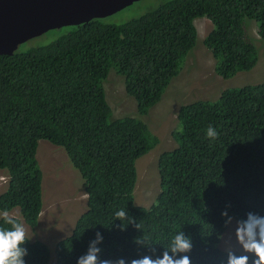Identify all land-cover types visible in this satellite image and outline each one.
I'll use <instances>...</instances> for the list:
<instances>
[{"label": "trees", "instance_id": "trees-1", "mask_svg": "<svg viewBox=\"0 0 264 264\" xmlns=\"http://www.w3.org/2000/svg\"><path fill=\"white\" fill-rule=\"evenodd\" d=\"M200 17L212 23L203 43L215 72L230 78L249 71L257 49L245 19L258 23L264 39V0H166L122 24L93 18L46 45L0 55V169L8 175L0 212L38 226L41 139L64 150L87 193L68 236L24 242L25 264H76L97 231L101 259L154 257L179 230L192 240L191 264H224L220 245L229 220L249 210L264 215V82L182 105L179 147L156 161L160 191L149 207L134 201L135 161L158 143L135 115L147 114L179 73ZM111 69L124 77L137 114L112 118L103 86ZM210 126L214 138L206 135ZM119 209L124 218L115 217ZM0 226L10 227L2 217Z\"/></svg>", "mask_w": 264, "mask_h": 264}, {"label": "rangeland", "instance_id": "rangeland-1", "mask_svg": "<svg viewBox=\"0 0 264 264\" xmlns=\"http://www.w3.org/2000/svg\"><path fill=\"white\" fill-rule=\"evenodd\" d=\"M164 1L166 0H138L102 18L101 21L106 24H122L143 15ZM194 23L198 32L194 47L186 55L179 73L170 80L160 100L148 110L147 114L142 116L153 133L158 132L156 134L158 143L155 148L136 161V185L133 194L137 205L149 207L156 198L159 191L156 158L160 152L158 145L163 126L175 120L181 104L191 99L214 100L218 98L221 90L264 82V39L260 38L259 26L254 19H245L244 29L248 39L257 49V60L249 71H239L227 79L213 73L215 60L203 43V39L212 29L211 22L201 17L195 19ZM73 29L75 27L66 26L47 31L24 42L18 49L23 51L46 45ZM103 86L113 118L137 114L134 98L126 93L124 79L121 75L116 74L113 69L109 70ZM135 116L142 119L141 116ZM157 121L160 122L159 128L158 124L156 125ZM179 130L180 124L176 131ZM36 157L42 168V207H46L47 210L42 212L36 228L23 223L26 237L31 240L39 236L63 238L71 233L76 219L85 210L86 194L83 179L72 167L64 150L47 140H39ZM7 181L6 171L0 170V193L6 189ZM11 213L17 215V209L15 208ZM222 241L224 245L245 251L235 233L225 234Z\"/></svg>", "mask_w": 264, "mask_h": 264}, {"label": "clouds", "instance_id": "clouds-1", "mask_svg": "<svg viewBox=\"0 0 264 264\" xmlns=\"http://www.w3.org/2000/svg\"><path fill=\"white\" fill-rule=\"evenodd\" d=\"M202 18H205V17H202ZM207 20L210 21L209 19ZM197 38H198V35H197ZM214 64L215 62L213 63V73L218 75L214 70ZM236 73L237 72H235V74ZM224 79H227V78H224ZM124 88H125V83H124ZM193 101H196V100L191 99L188 102L181 104L178 107L177 113L175 115V120L170 121L169 125L163 126V132L168 137L162 132L161 140L158 145L160 149V152L158 153V155L162 153L163 151L170 150L173 148L177 149L179 147L178 138H179V134L182 131V126H181V123L178 122L177 114H178L179 108L182 105L191 103ZM128 115H133V114H128ZM140 116L143 119L142 116L144 115H140ZM116 118H119V117H116ZM143 121L145 122L144 119ZM157 124L159 128L160 122L157 121L156 125ZM179 124H180V130L176 131L179 128ZM147 126L151 130L148 124ZM157 133L158 132H156V134ZM153 134L156 135L155 133ZM206 135L208 137L214 138L218 135V133L213 127L210 126L208 127L206 131ZM157 158H156V161H157ZM136 161H135V164H136ZM0 170H3V169H0ZM157 171H158V178H159L158 189L160 191V184H159L160 177H159L158 167H157ZM7 184H8V181H7ZM85 194H86V204H87L86 191H85ZM86 204H85V209H86ZM114 215L116 218L120 219L126 216V212L124 209H119L115 212ZM0 217H2L5 225H10V227L0 226V264H25L24 256L27 254V249L23 245H24V242L27 239H29V237H26V229L23 224L24 222H21L16 217L9 215L7 211L0 212ZM242 217H239L236 219L232 218L229 220L228 231H225V233L222 235V238L225 234L235 233L238 241L241 243L242 249H244L245 251H242L238 249L237 247L224 245L223 241L221 240V245H220L221 249H224L227 252V254L229 253L228 256L226 254L224 257V264H249L250 258H251L252 264H264V215H261L257 211L249 210L245 213V218L243 219ZM56 239L57 241H59L62 238H56ZM102 240H103V236L101 235L99 231H97L95 233V239L90 240L88 242L87 250L82 255L76 258V264H191V259H190V256L188 255V252L192 249L193 244H192L191 238L188 235H186L183 230H179L173 236H171L168 246L166 248H163L162 251L158 255H155L153 257L152 255L145 254L142 256H138L136 258L129 259L127 261L123 257H119L115 261L110 260V259H101L99 256L100 248L98 246V242ZM235 252L239 253L240 255L235 254Z\"/></svg>", "mask_w": 264, "mask_h": 264}, {"label": "water", "instance_id": "water-1", "mask_svg": "<svg viewBox=\"0 0 264 264\" xmlns=\"http://www.w3.org/2000/svg\"><path fill=\"white\" fill-rule=\"evenodd\" d=\"M138 0H0V55L43 33L104 18Z\"/></svg>", "mask_w": 264, "mask_h": 264}, {"label": "crops", "instance_id": "crops-1", "mask_svg": "<svg viewBox=\"0 0 264 264\" xmlns=\"http://www.w3.org/2000/svg\"><path fill=\"white\" fill-rule=\"evenodd\" d=\"M46 210H47L46 207L42 208V211H41V213H40V217H39V221H40V218H41L42 212H43V211H46Z\"/></svg>", "mask_w": 264, "mask_h": 264}, {"label": "flooded vegetation", "instance_id": "flooded-vegetation-1", "mask_svg": "<svg viewBox=\"0 0 264 264\" xmlns=\"http://www.w3.org/2000/svg\"><path fill=\"white\" fill-rule=\"evenodd\" d=\"M209 32H210V31H209ZM209 32H208V33H209ZM197 34H198V32H197Z\"/></svg>", "mask_w": 264, "mask_h": 264}]
</instances>
